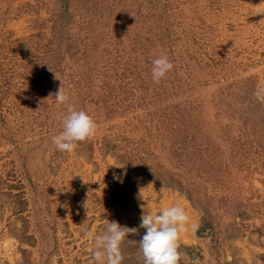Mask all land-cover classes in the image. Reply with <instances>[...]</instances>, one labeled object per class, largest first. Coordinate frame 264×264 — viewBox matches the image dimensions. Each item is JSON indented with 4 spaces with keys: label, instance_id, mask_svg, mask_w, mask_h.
I'll return each instance as SVG.
<instances>
[{
    "label": "rangeland",
    "instance_id": "obj_1",
    "mask_svg": "<svg viewBox=\"0 0 264 264\" xmlns=\"http://www.w3.org/2000/svg\"><path fill=\"white\" fill-rule=\"evenodd\" d=\"M262 11L0 0V264H93L85 233L112 221L138 229L122 264H144L142 212L176 203L198 226L181 235L180 264H264ZM162 54L174 68L155 83ZM62 81L98 124L71 154L52 142Z\"/></svg>",
    "mask_w": 264,
    "mask_h": 264
},
{
    "label": "clouds",
    "instance_id": "obj_2",
    "mask_svg": "<svg viewBox=\"0 0 264 264\" xmlns=\"http://www.w3.org/2000/svg\"><path fill=\"white\" fill-rule=\"evenodd\" d=\"M173 68L174 64L167 55L162 54L155 58L151 68L153 82L159 83ZM255 95L258 100L264 102V88L258 89ZM54 96L58 104L67 106V114L60 118L63 128L52 137V142L59 151L71 154L78 147V142L96 135L98 124L89 112L72 106L70 94L65 91L63 81ZM84 182L87 183L85 180ZM85 207L87 208L86 205ZM189 226L193 231L198 227L190 224L189 213L179 203L165 207L158 213L142 212L139 227L146 229V233L139 242L144 264H180L183 254L179 251V242L181 235L189 230ZM137 231V228L121 226L112 221L107 223L102 234L86 232V237L94 245L91 256L93 264H122L124 256L121 245L130 233Z\"/></svg>",
    "mask_w": 264,
    "mask_h": 264
}]
</instances>
